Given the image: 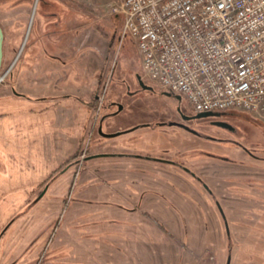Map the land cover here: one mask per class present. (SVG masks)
<instances>
[{"label": "rangeland", "instance_id": "rangeland-1", "mask_svg": "<svg viewBox=\"0 0 264 264\" xmlns=\"http://www.w3.org/2000/svg\"><path fill=\"white\" fill-rule=\"evenodd\" d=\"M36 1L12 0L10 15L0 11V264H226L228 255L229 264H264V160L203 139H184L182 159L194 175L145 158L83 160L102 152L176 155L174 139L154 123L171 103L148 78L152 90L138 85L136 44L113 12L119 0ZM38 43L59 58L49 67L56 77L44 83L31 79ZM223 112L215 118L244 128L242 142L264 156L263 123L245 111ZM104 116L105 133L149 125L105 137L97 129ZM117 139L126 151L112 147ZM150 186L162 201L144 190L142 207L114 208ZM111 218L127 221H104Z\"/></svg>", "mask_w": 264, "mask_h": 264}, {"label": "built area", "instance_id": "built-area-1", "mask_svg": "<svg viewBox=\"0 0 264 264\" xmlns=\"http://www.w3.org/2000/svg\"><path fill=\"white\" fill-rule=\"evenodd\" d=\"M113 12L142 77L196 112L245 111L264 125V0H119Z\"/></svg>", "mask_w": 264, "mask_h": 264}, {"label": "flooded vegetation", "instance_id": "flooded-vegetation-1", "mask_svg": "<svg viewBox=\"0 0 264 264\" xmlns=\"http://www.w3.org/2000/svg\"><path fill=\"white\" fill-rule=\"evenodd\" d=\"M11 1L12 0H0V11L2 8V10L5 13H8L7 15H10V12L15 7L14 5H12V3H10ZM13 1H15V0H13ZM19 1H20V4H22V5L24 4L25 6L28 2V0H19ZM51 15L53 16L55 14L52 12ZM48 24L49 25H52V24L56 25L57 21L55 19H52L51 21H48ZM0 29L2 31L1 26H0ZM2 33H3V31H2ZM0 39H1V37H0ZM2 42H3V35H2ZM0 52H1V59H0V68H1L3 52H4L3 43L1 46ZM50 55L52 57L54 56V54H50ZM47 56H48V54H47ZM142 79H143L145 84L151 85L148 82V80H146L144 77H142ZM137 82H138V80H137ZM138 85L140 86L139 82H138ZM164 92H167L169 94L168 95L164 94ZM161 94L166 98V100H168V103H171V105H168L167 112L162 114L161 115L162 117L155 120L154 123L156 124V126L165 127L166 128L165 132H167L169 135H171V137L174 139V142H176V147L180 148V149L178 150L177 153H175L176 155H174L172 157L166 158L164 156H159L158 158L169 160L168 161L169 164H172L175 167H178L181 170H183L187 173H190L191 175H194L191 173V172L194 173V171H192V169L190 167H188L182 159L184 152L188 151V150H182L184 147L186 148V146H187L186 145L187 142L184 139H186V140L189 139V141H191V142L196 140V139H200V140L203 139V140H210V141L219 142V143H222V142L223 143H225V142L230 143L237 150L243 151L249 157H251L253 159L261 160V161L264 160V156L256 154L252 150V148H250L248 145H246L242 142V140L244 139V135H246L248 137L249 133L243 132L244 128H242L240 125H234L235 123L232 124L226 120H223L220 118H215L216 116H207V117H210L211 119H213L209 123H207V122L201 120L203 117H196L195 116L199 112H196L193 109H191L189 107V105L187 104V100L182 95L175 94V93L170 92L168 90H162ZM178 95L180 96L179 98L177 97ZM221 114H223V113H221ZM244 116H247V115L244 114ZM102 118L100 119V122L97 126V129H98L99 125H102V123L105 120V119L102 120ZM216 121H223L226 123V126L217 125V124H215ZM209 125L216 127L219 131L224 132V133H220V135L213 134L212 129L209 127ZM98 132H99V130H98ZM226 134H228V136H226ZM191 146H193V145H191ZM165 150H168V149H165ZM191 150L192 151L193 150L194 151H200L201 153H199V154L206 155V156L208 155L207 157H213V155L225 157L224 154L212 152V151H209V150L204 149V148L199 147V146H193L191 148ZM85 157H87V156H85ZM85 157L83 160H85ZM163 162H167V161H163ZM184 168L189 169V171H191V172L186 171ZM159 176L164 177V176H166V173L159 175ZM46 187L48 190L49 186H46ZM144 190H148L147 192L149 194H153L154 196H158L159 193H162L161 191L156 190L155 186H153V187L150 186V187H147V189H143L142 191L138 192V194L143 193ZM207 191L209 194L211 193V191L209 189H207ZM154 196H151V198H153ZM159 197L162 201L163 198L161 196H158V199H159ZM131 198H132V196L131 197L128 196V197L122 198L123 201L115 202L114 208L115 209H125V210L134 211V210L138 209V205L140 207H142V205L144 204L140 194L138 195V198H136V201H135V198L133 196V198H132L133 201H132L131 206H127L126 204L123 203L124 200L126 201V203H130L129 199H131ZM154 199H157V198L154 197ZM215 204H216V202H215ZM104 221L105 222L110 221L114 224H116L118 222V223H120V225H122L121 222L127 221V219L111 218L108 220L106 219ZM163 222L165 224H168L169 221L166 222L164 220ZM159 224H161V222H159ZM85 235H87V237H88L87 242L89 243L88 247H90L92 245V238H91L92 233H90V235L89 234H85ZM95 238H96V236H95ZM89 253L91 254V250L89 251Z\"/></svg>", "mask_w": 264, "mask_h": 264}, {"label": "water", "instance_id": "water-1", "mask_svg": "<svg viewBox=\"0 0 264 264\" xmlns=\"http://www.w3.org/2000/svg\"><path fill=\"white\" fill-rule=\"evenodd\" d=\"M35 2H36V0H35ZM35 4L36 3H34L33 10H34ZM2 35H3V33L1 31V29H0V37H1V39H0V50H1V46H2ZM0 59H1V52H0ZM136 77H137V80H138L141 88H143L145 90H152L153 89V86L147 85V84L144 83V81L142 79V75L137 74ZM164 94H167L168 95L169 93L164 92ZM177 97L179 98L180 96L178 95ZM121 108L122 107L120 106V109ZM220 114H221V112H219V111H206V112H199L195 116L196 117H207V116H218ZM105 118H106V116H104L102 118V120H104ZM215 124L220 125V126H226V123L223 122V121H216ZM148 125L149 124H141V125H138V126H148ZM138 126H135V127L131 128V129H128V130H134ZM98 130H99V133L102 136H105V137L117 136V135L121 134L122 132L128 131V130H125V131H118V132H114V133H105V132L102 131L101 125H99ZM103 156H110V157H133V158H145V159H150V160H155V161H167V162L169 161V160H165V159L158 158V157H152V156H149V155L133 154V153H121V152H117V153L116 152L95 153V154H91V155H88L87 157H85V160H89V159L96 158V157H103ZM184 169L186 171H188V172H191L187 168H184ZM191 173L194 174L193 172H191ZM203 186L208 189V185L206 183H203ZM42 193L40 194V196L42 195ZM216 205L219 208V210L221 212V215L224 218L226 231L228 232V225H227V222H226V219H225L224 212H223V210L221 208V205L219 204L218 201H216ZM229 263H230V255H228L227 261H226V264H229Z\"/></svg>", "mask_w": 264, "mask_h": 264}, {"label": "crops", "instance_id": "crops-1", "mask_svg": "<svg viewBox=\"0 0 264 264\" xmlns=\"http://www.w3.org/2000/svg\"><path fill=\"white\" fill-rule=\"evenodd\" d=\"M51 1H56V0H51ZM38 31L41 32V27L39 25L37 26V29H36V32H38ZM40 43H38V44L42 47V50H41L40 53H38L37 58L35 59V62L33 63V65L36 68V71H35V73H32V74L30 73L32 75L31 79L34 82H36V83H44L45 81H47L49 79H53L54 77H56L55 76L56 73H54V71H53L54 68L50 69L49 67L50 66L51 67H56L57 63L59 62V58L56 55H54L53 57H47V53L44 50L43 45L40 44ZM41 47L38 46V48H41ZM67 56L68 55H66V57ZM64 62H61V63L64 65ZM65 64L68 65V62H66ZM23 68H24V70H23L24 72L23 73L26 74L24 76L29 75V68L26 67L25 64H23ZM111 143L113 144L112 147H114V148H116L117 150H120V151H126L125 149H128L127 146L129 145V144L122 143V142L118 141V139L117 140H113ZM116 210L120 211V209H116ZM106 222L108 224V221H106ZM121 224H124V222L123 223L121 222ZM117 225H120V223L117 222L116 226ZM87 234L90 235V233H87ZM88 250H90V247L88 248ZM118 251L120 252V250H118ZM88 254H90V253H88ZM78 264H82V263H78Z\"/></svg>", "mask_w": 264, "mask_h": 264}, {"label": "trees", "instance_id": "trees-1", "mask_svg": "<svg viewBox=\"0 0 264 264\" xmlns=\"http://www.w3.org/2000/svg\"><path fill=\"white\" fill-rule=\"evenodd\" d=\"M221 113H224L223 111H220Z\"/></svg>", "mask_w": 264, "mask_h": 264}, {"label": "bare ground", "instance_id": "bare-ground-1", "mask_svg": "<svg viewBox=\"0 0 264 264\" xmlns=\"http://www.w3.org/2000/svg\"><path fill=\"white\" fill-rule=\"evenodd\" d=\"M34 10H35V7H34ZM34 10H33V11H34Z\"/></svg>", "mask_w": 264, "mask_h": 264}]
</instances>
